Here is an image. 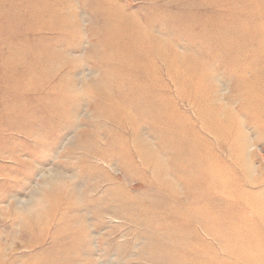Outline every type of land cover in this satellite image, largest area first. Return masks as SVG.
Masks as SVG:
<instances>
[{"label":"rangeland","instance_id":"1","mask_svg":"<svg viewBox=\"0 0 264 264\" xmlns=\"http://www.w3.org/2000/svg\"><path fill=\"white\" fill-rule=\"evenodd\" d=\"M0 264H264V0H0Z\"/></svg>","mask_w":264,"mask_h":264}]
</instances>
